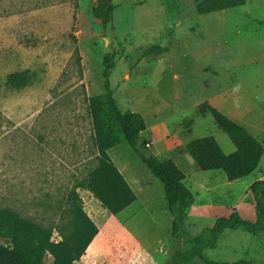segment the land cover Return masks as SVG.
<instances>
[{
    "label": "rangeland",
    "instance_id": "rangeland-1",
    "mask_svg": "<svg viewBox=\"0 0 264 264\" xmlns=\"http://www.w3.org/2000/svg\"><path fill=\"white\" fill-rule=\"evenodd\" d=\"M108 4L115 8L104 25ZM109 53L119 107L144 117L147 148L176 162L196 200L181 234L170 238L161 182L121 142L108 154L137 198L111 215L78 189L98 233L76 264H164L218 216L236 210L254 220L249 186L264 179V154L253 173L228 182L221 171H201L185 147L212 135L231 152L228 136L198 112L205 100L264 147V0L205 14L196 0H0V207L49 227L60 222L65 194L97 153L88 104L105 91ZM23 70L29 83L8 86L7 75ZM52 239H59L55 229ZM203 253L218 264H264V231L226 229Z\"/></svg>",
    "mask_w": 264,
    "mask_h": 264
},
{
    "label": "trees",
    "instance_id": "trees-1",
    "mask_svg": "<svg viewBox=\"0 0 264 264\" xmlns=\"http://www.w3.org/2000/svg\"><path fill=\"white\" fill-rule=\"evenodd\" d=\"M246 0H196L200 14L221 11L244 5ZM115 6L108 4L103 24L111 19ZM114 53L105 55L103 93L89 97V111L93 124V143L97 153L87 174L76 182L64 197L60 207V222L46 226L21 215L11 207H0V264H45L46 255L52 264H76L98 233V227L82 205L78 189H86L111 215H117L136 200V194L117 166L108 150L125 141L151 173L161 182L166 207L172 216L170 238L181 234L187 210L195 203L196 194L185 184V173L170 158L161 159L147 148L141 133L146 130L144 117L129 108L122 110L110 87V74L115 67ZM30 81L29 70L7 75L6 83L16 89ZM201 115L211 116L218 130L224 132L234 150L225 153L212 135L197 137L186 144V152L200 170L221 171L227 181L253 173L261 160L262 143L242 124L212 106L207 100L197 105ZM254 201L255 219L246 220L233 210L228 216H218L209 227H204L187 239L186 246L173 249L170 260L164 264H218L203 253L215 248L219 236L226 230L241 229L255 234L264 231V179H256L249 186ZM59 239H52L53 230ZM160 264V263H158ZM234 264H243L238 260Z\"/></svg>",
    "mask_w": 264,
    "mask_h": 264
},
{
    "label": "crops",
    "instance_id": "crops-1",
    "mask_svg": "<svg viewBox=\"0 0 264 264\" xmlns=\"http://www.w3.org/2000/svg\"><path fill=\"white\" fill-rule=\"evenodd\" d=\"M183 104V103H182ZM232 119V118H231ZM146 131V130H145ZM250 131V130H249ZM142 134V133H141ZM214 137V136H213ZM215 138V137H214ZM216 139V138H215ZM217 140V139H216ZM217 142H218V140H217ZM231 142V141H230ZM232 144V143H231ZM220 145V144H219ZM263 145V144H262ZM232 146V149H231V152L234 150V145L232 144L231 145ZM222 148V147H221ZM264 148V147H263ZM155 153L157 154V152L155 151ZM263 154H264V151H263ZM263 154H262V156H263ZM261 159H262V157H261ZM261 161V160H260ZM260 163V162H259ZM198 167V166H197ZM199 168V167H198ZM202 171V170H201ZM206 171H214V170H206ZM206 171H204V172H206ZM185 178H186V174H185ZM254 181V180H253ZM228 182H230V181H228ZM250 183H251V181H250ZM195 205V203L190 207V208H192L193 206ZM187 216H189V215H187Z\"/></svg>",
    "mask_w": 264,
    "mask_h": 264
},
{
    "label": "bare ground",
    "instance_id": "bare-ground-1",
    "mask_svg": "<svg viewBox=\"0 0 264 264\" xmlns=\"http://www.w3.org/2000/svg\"><path fill=\"white\" fill-rule=\"evenodd\" d=\"M91 244H92V242L89 244V246L87 247V249L86 250H88V248L91 246ZM90 249V248H89Z\"/></svg>",
    "mask_w": 264,
    "mask_h": 264
},
{
    "label": "water",
    "instance_id": "water-1",
    "mask_svg": "<svg viewBox=\"0 0 264 264\" xmlns=\"http://www.w3.org/2000/svg\"><path fill=\"white\" fill-rule=\"evenodd\" d=\"M104 31H105V30L103 29V31H102V32L104 33Z\"/></svg>",
    "mask_w": 264,
    "mask_h": 264
}]
</instances>
